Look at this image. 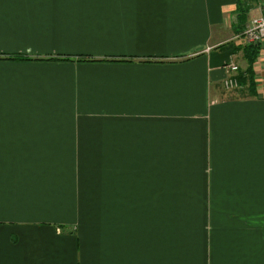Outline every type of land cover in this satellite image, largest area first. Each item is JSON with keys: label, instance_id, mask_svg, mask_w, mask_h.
I'll use <instances>...</instances> for the list:
<instances>
[{"label": "crops", "instance_id": "1", "mask_svg": "<svg viewBox=\"0 0 264 264\" xmlns=\"http://www.w3.org/2000/svg\"><path fill=\"white\" fill-rule=\"evenodd\" d=\"M245 5L0 0V264H264Z\"/></svg>", "mask_w": 264, "mask_h": 264}, {"label": "built area", "instance_id": "2", "mask_svg": "<svg viewBox=\"0 0 264 264\" xmlns=\"http://www.w3.org/2000/svg\"><path fill=\"white\" fill-rule=\"evenodd\" d=\"M259 12L260 15L251 19L244 31L235 36L234 39H239L246 46L260 47L261 53V50L264 49V3H262ZM225 68L228 73L223 82L224 88L228 91L239 88V65H237L234 60H231L230 63L225 65Z\"/></svg>", "mask_w": 264, "mask_h": 264}, {"label": "trees", "instance_id": "3", "mask_svg": "<svg viewBox=\"0 0 264 264\" xmlns=\"http://www.w3.org/2000/svg\"><path fill=\"white\" fill-rule=\"evenodd\" d=\"M247 53L250 55V58H248L249 67L243 74H239V82L241 86L248 85L251 89L255 87V71H254V64L259 56L260 53V47H250L246 46Z\"/></svg>", "mask_w": 264, "mask_h": 264}, {"label": "rangeland", "instance_id": "4", "mask_svg": "<svg viewBox=\"0 0 264 264\" xmlns=\"http://www.w3.org/2000/svg\"><path fill=\"white\" fill-rule=\"evenodd\" d=\"M262 3H264V0H246V11L244 12L245 16H248V19L251 20L255 17H258L260 15L259 9L262 6ZM250 4V5H249ZM249 5V6H248ZM251 17V18H250ZM248 26V25H247ZM246 26V27H247ZM245 27V28H246ZM244 31V30H243ZM243 31H241L240 33H242ZM240 33L236 34L235 36L239 35ZM234 36V37H235ZM234 37L232 38V40H234ZM237 41H240L239 39H235ZM236 63V62H235ZM238 65V64H237ZM225 71L228 73V71L226 70V68H224ZM256 75V74H255ZM239 88L235 89L238 90L241 88V84L239 82Z\"/></svg>", "mask_w": 264, "mask_h": 264}]
</instances>
